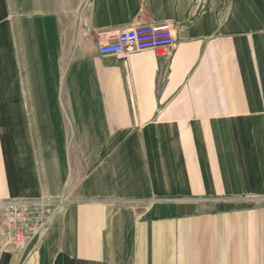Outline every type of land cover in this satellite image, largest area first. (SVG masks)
Segmentation results:
<instances>
[{"label": "crops", "instance_id": "1", "mask_svg": "<svg viewBox=\"0 0 264 264\" xmlns=\"http://www.w3.org/2000/svg\"><path fill=\"white\" fill-rule=\"evenodd\" d=\"M76 1L0 0V201L70 202L0 264H264V0Z\"/></svg>", "mask_w": 264, "mask_h": 264}, {"label": "built area", "instance_id": "2", "mask_svg": "<svg viewBox=\"0 0 264 264\" xmlns=\"http://www.w3.org/2000/svg\"><path fill=\"white\" fill-rule=\"evenodd\" d=\"M176 43L172 25H144L109 33L98 52L103 57L127 59L146 51L165 54ZM63 201L68 202L63 196L58 199L41 197L0 201V249L25 255L39 247L50 220L58 214L65 215V209H55L63 205Z\"/></svg>", "mask_w": 264, "mask_h": 264}, {"label": "rangeland", "instance_id": "3", "mask_svg": "<svg viewBox=\"0 0 264 264\" xmlns=\"http://www.w3.org/2000/svg\"><path fill=\"white\" fill-rule=\"evenodd\" d=\"M60 1H64V2H65V0H60ZM84 2H85V0H77V1H76V5H72V7L75 6L76 8L81 9V8H82L81 6L84 4ZM59 6H60V7L63 6V9L65 10V6H66V5H59ZM80 7H81V8H80ZM78 9H76V10H78ZM69 188H70V187H69ZM69 188H68V189H69ZM68 191H70V190H68ZM62 196H63L65 199H68V196H66V194H63V195H60V196H57V197H51V198H53V199H56V198H57V199H58L59 197H62ZM69 203H70V202H65V201H63V205H59V206L55 207V209H57V208H58V209L61 208V210H62V208H63V209H66ZM59 212H60V211H59ZM55 217H56V219L61 220V218H62L63 216H62L61 214H58V215H56ZM55 217H54V218H55ZM52 219H53V218H52ZM48 226H49V224H48Z\"/></svg>", "mask_w": 264, "mask_h": 264}]
</instances>
